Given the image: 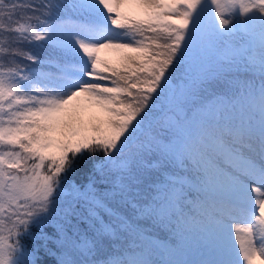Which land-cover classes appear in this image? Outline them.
Returning <instances> with one entry per match:
<instances>
[{
    "label": "snow or ice",
    "instance_id": "obj_1",
    "mask_svg": "<svg viewBox=\"0 0 264 264\" xmlns=\"http://www.w3.org/2000/svg\"><path fill=\"white\" fill-rule=\"evenodd\" d=\"M41 251L264 264V0H0V264Z\"/></svg>",
    "mask_w": 264,
    "mask_h": 264
},
{
    "label": "trees",
    "instance_id": "obj_2",
    "mask_svg": "<svg viewBox=\"0 0 264 264\" xmlns=\"http://www.w3.org/2000/svg\"><path fill=\"white\" fill-rule=\"evenodd\" d=\"M11 0H5V3H9ZM31 50L33 53H35L38 56H46L47 53L44 49L39 48L36 45L31 46ZM101 56L106 59H110L113 62L118 61V55L116 53L112 52H102ZM24 63H30L29 61H24ZM235 77H238L240 80H251L254 79L255 82L259 83L258 75H253L252 73L245 71L241 69L238 73H234ZM101 155L99 153L97 154H91V153H84L78 156L75 160V163L73 165V171L68 173V181L70 183H75L79 185H87L89 183V179L94 178L97 183L100 182V175L95 170V167H98L101 163ZM157 236H160V233H157ZM25 243L31 247V241H25ZM41 261L43 264H51L52 257L45 256L43 254V251H41L40 254Z\"/></svg>",
    "mask_w": 264,
    "mask_h": 264
},
{
    "label": "rangeland",
    "instance_id": "obj_3",
    "mask_svg": "<svg viewBox=\"0 0 264 264\" xmlns=\"http://www.w3.org/2000/svg\"><path fill=\"white\" fill-rule=\"evenodd\" d=\"M192 254L199 256V253L195 250V248H193V250L191 251Z\"/></svg>",
    "mask_w": 264,
    "mask_h": 264
}]
</instances>
